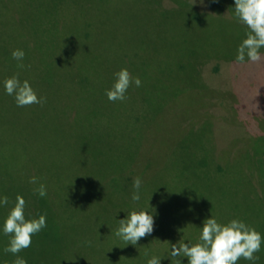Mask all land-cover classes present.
<instances>
[{
  "label": "rangeland",
  "instance_id": "374dc122",
  "mask_svg": "<svg viewBox=\"0 0 264 264\" xmlns=\"http://www.w3.org/2000/svg\"><path fill=\"white\" fill-rule=\"evenodd\" d=\"M233 7L234 0H3V60L13 64L12 52L23 49V63L30 64L26 69H36L38 48L43 44L34 38L36 27L42 22H60L63 30L57 51L72 79L60 92L68 96L63 110L77 131L71 136L62 131L66 150L61 153L67 159L62 168L61 200H71V192L82 200L88 180L98 186L114 167L123 170L129 165L152 121L162 127L163 131L154 129L152 134L159 137L162 133L163 140H154L148 147L155 152L147 154L148 165L152 164L145 184L148 190L141 192L139 202L131 199L134 190L114 197L121 204L119 215L108 225L114 231L96 237L109 252L110 259L101 262L147 264L157 254L165 258L162 264H170V245L181 238L195 243L198 227L211 215L220 222L242 219L264 234V146H251L248 138L264 118V49L259 62L235 61L247 29L238 22ZM43 39L47 43L50 37ZM121 68L139 77L141 86L132 84L123 102L109 101L106 90ZM7 73L12 72L3 68V78ZM31 85L37 93L38 84ZM9 97L3 89V119L7 113L16 116L7 129L8 136L12 135L8 160L13 170L3 167V177L6 173L11 174L5 179L12 177L3 180V195L7 185L13 193L34 188L27 183L37 177L39 158L54 160L41 155L38 141L50 139L57 131L50 123V110L41 119L38 104L17 107L14 97ZM25 123L29 125L26 138L15 137L21 136L19 129ZM43 123L49 129L44 124L39 130ZM92 126L107 135L109 147L100 144L93 150L83 146V138H74ZM22 143L28 146L25 151ZM219 155L222 168L215 166ZM20 166L27 169L16 171ZM111 185L115 191L122 188L119 180ZM77 205L81 206L80 200ZM149 205L155 218L152 234L137 245H126L114 235L118 220L134 208ZM7 214L3 207L0 226ZM81 218L82 213H77L61 220L58 231L66 244L64 260L94 264L99 256L97 245L86 240L87 222ZM74 227L83 234L77 237ZM1 236L3 244L10 239ZM71 240L76 244H70ZM82 247H87L89 256ZM255 255L259 257L255 264H264L263 253ZM238 264L252 262L241 258Z\"/></svg>",
  "mask_w": 264,
  "mask_h": 264
},
{
  "label": "trees",
  "instance_id": "16d2710c",
  "mask_svg": "<svg viewBox=\"0 0 264 264\" xmlns=\"http://www.w3.org/2000/svg\"><path fill=\"white\" fill-rule=\"evenodd\" d=\"M1 5L3 6V0H0V6ZM59 26L60 22H42L40 23L38 29L36 27L34 38H39L43 42V48H38L39 52H37L36 69H26V67H30V64L29 66H25L23 60H15V62H13L12 64V62L6 59L3 60V53H0V186H2L3 188V180L8 182L12 178L11 177L5 179L11 173H6L3 177V167L10 172L13 170L12 164L8 160V152L10 150L8 149V146L10 144L8 142V139L12 135L10 134V136H8L9 131L7 129L9 125H13L16 121V116L14 113L12 115L7 113L5 117L6 119H3V81L14 74H18L21 81L27 79L30 81V83L35 82L38 84V97L43 96L46 98L45 103H43L42 105L38 104V116L41 118L42 116H45L47 114V111L50 110L52 113L51 117H49L50 123H52L53 129L57 131L55 133V136L51 137L50 139L47 138L46 140H40L38 141L37 145L39 151L41 152V155H45V157L52 156L54 159L53 161L47 162L45 161L46 158L42 157L39 158L36 164L37 177L39 178L40 183L45 184L47 188V195L45 197H40L38 193L34 191V189L39 186L38 184L34 185L32 183H27L34 188H22L20 189L21 193H16L15 191L13 193L10 190V185L5 186L6 196L9 199V204L5 206L7 212L14 205L17 194H20L23 195L27 202L25 209L26 217H35L43 213L47 214V227L44 228L40 233L32 237V245L29 248L23 249L17 255L26 259L28 264H90L84 261L70 263L66 262L64 260L65 251L67 250L65 248L66 244L60 238L61 232L59 233V231H61L60 224L63 217L76 216L77 213H82L81 219L84 221L86 220L87 222V226L85 228L86 240H90L97 245L96 254H98L99 256L96 257L98 260L94 261V264H109L101 262L102 260H105V258L106 260L110 259L107 257L109 255V252L107 246L100 244L96 237H101L107 233H112L114 231V228L111 229V227H109L108 225L112 223L117 215H119L118 207H120L121 204L117 203L114 200V197H118L119 192L131 194V192L134 190L133 182L137 177H140L142 180L141 192L146 189L145 184L149 176L148 172H150L152 168L151 162L150 165H148L149 159L147 154L148 152H150L148 147L152 142H154V140H157L158 142H161L163 140L161 136L162 133L159 134V137H154L152 132L154 129L160 131L163 130L162 127L157 125V123L156 125H154V122L152 121L151 127L146 132L145 137L141 139L139 146L135 151V157L132 158L129 165L123 168V170H118L119 168L122 169V167H114V171L111 172L108 178L105 175L101 177L100 184L98 186L93 185L90 180H88L85 184L86 192L82 200L79 199L75 192L69 193L71 200H65L63 198L61 200V192H63L62 168L65 159H67V156L61 153L63 148L66 150V139L64 140V142H62V131H64L65 129L66 135L71 136L74 132L77 131V128L71 125L70 120L66 119V112H64L63 110L64 101L68 96H66L65 94L63 95L60 90L64 87L65 83L70 81L72 78L69 72H67L64 68L63 64H60L61 55L57 51V48L59 47L60 39L63 35V30L59 29ZM43 36L50 37L47 43L44 41ZM26 52L29 53L27 49ZM26 61L27 63L29 62L28 59H26ZM17 64H22L23 67H20ZM3 68H5L6 70H11L12 73H7V76L3 78ZM52 89L53 93L51 91ZM12 101L15 102L14 99ZM235 101L237 102L238 100ZM47 104L49 105L46 109L45 105ZM231 110H233L234 112L233 116L236 117V109L232 107ZM232 121H235V119H233ZM42 125L48 127L49 129V125L47 123H43L40 125L39 130L42 128ZM250 125L251 124H249V126ZM3 127L5 128L4 131ZM28 127L29 125L26 123L22 125L19 129L21 136L19 137V135H15V137L25 139L28 132ZM22 134H24V136H22ZM73 136L75 139L83 138L86 142L83 146L89 147L93 150L99 149L97 147L100 144L107 147H109L110 145L109 138L98 126L89 127L84 134H75ZM248 138L251 139V141H249V144L251 146H264V118L259 120L258 128H255ZM237 140L239 141V138H237L236 141ZM245 141H243V143ZM22 144L23 146L21 147H23L25 151L28 146H26V143ZM174 144L175 141L172 143V145ZM153 150H151L150 152L151 155L152 153H155ZM51 153H53V155H51ZM220 157V155L216 157L217 161L215 163V166L217 168H222V166L224 165V163L218 159ZM16 165L19 164L17 163ZM16 169V171H20L23 169H27V167L25 168V166H20L16 167ZM113 180H119V182L121 183L122 188L119 191H115L113 189L111 185V181ZM147 190L148 189H146V191ZM0 191V195H3V190ZM79 200L81 206L77 205L74 207V204ZM85 212L86 214L84 215ZM0 214H2L3 216V207L0 208ZM56 230L59 231L56 232ZM74 233L78 237L80 234H83V231L81 230L79 232L74 227ZM1 235L3 234H0V264H13L16 256L11 253H5L3 251L9 240L3 244ZM58 235L59 239L56 240L55 238H57ZM69 243L75 245L76 241L71 240ZM80 250H86L87 255H90L87 252V247H82L80 248ZM260 252H262L264 255V245L261 246ZM79 253L82 255H86V253L84 252ZM117 264L130 263L124 261L123 263L120 262Z\"/></svg>",
  "mask_w": 264,
  "mask_h": 264
},
{
  "label": "clouds",
  "instance_id": "9594fccd",
  "mask_svg": "<svg viewBox=\"0 0 264 264\" xmlns=\"http://www.w3.org/2000/svg\"><path fill=\"white\" fill-rule=\"evenodd\" d=\"M203 2V0H202ZM234 13L239 23L246 26L247 32L237 48L235 61L243 64L246 62H259L260 50L264 49V0H234ZM13 59L22 61L25 57L23 49H15L12 52ZM247 58V59H246ZM20 67H23L21 64ZM114 83L106 90L109 101H121L126 99L129 87L134 84L141 86V79L133 77L127 68H121L114 73ZM4 92L13 96L17 107H25L32 104H43L46 98L37 95L29 80L21 81L18 74L6 78L3 81ZM32 184L39 186L34 189L40 197L47 195L45 184L39 182L38 177H31ZM142 180L137 177L133 182V202L141 200ZM26 200L23 195L17 194L14 205L4 218L0 233L9 236L8 244L3 251L16 256L13 264H28L27 260L18 256L23 249L32 245V237L47 227V214L26 217ZM9 204L6 195H0V208ZM123 219H119V227L114 235L126 245H137L138 241L146 235H151L154 229V212L149 206L138 207L126 212ZM118 214V213H117ZM199 237L195 243L191 239H180L170 245V264H238V261H255L259 259L255 253L261 250L264 244V234L257 231L242 219L234 218L227 222H220L214 216L203 221ZM165 258L154 254L147 264H162Z\"/></svg>",
  "mask_w": 264,
  "mask_h": 264
}]
</instances>
